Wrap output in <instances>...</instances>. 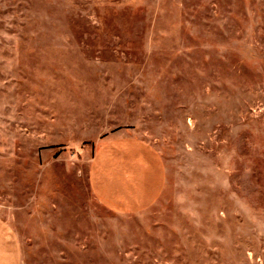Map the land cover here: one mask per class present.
Returning <instances> with one entry per match:
<instances>
[{
	"label": "rangeland",
	"instance_id": "obj_1",
	"mask_svg": "<svg viewBox=\"0 0 264 264\" xmlns=\"http://www.w3.org/2000/svg\"><path fill=\"white\" fill-rule=\"evenodd\" d=\"M113 139L161 158L140 212ZM0 220L21 264H264V0H0Z\"/></svg>",
	"mask_w": 264,
	"mask_h": 264
},
{
	"label": "crops",
	"instance_id": "obj_2",
	"mask_svg": "<svg viewBox=\"0 0 264 264\" xmlns=\"http://www.w3.org/2000/svg\"><path fill=\"white\" fill-rule=\"evenodd\" d=\"M164 169L152 148L113 139L101 147L91 173L96 198L117 213H136L154 204L163 190ZM22 248L0 220V264H21Z\"/></svg>",
	"mask_w": 264,
	"mask_h": 264
}]
</instances>
